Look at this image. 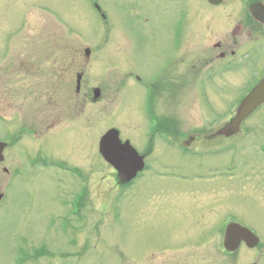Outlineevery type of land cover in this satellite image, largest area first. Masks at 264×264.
<instances>
[{
    "label": "rangeland",
    "instance_id": "rangeland-1",
    "mask_svg": "<svg viewBox=\"0 0 264 264\" xmlns=\"http://www.w3.org/2000/svg\"><path fill=\"white\" fill-rule=\"evenodd\" d=\"M181 4L185 47L157 87L170 130L119 191L98 142L117 129L145 154L143 81L171 60ZM209 10L203 0H0V264H264L261 249L225 251L217 228L232 219L264 241V103L237 135L213 137L263 75L264 40L219 65L206 43L226 21L215 26ZM38 154L48 164H33ZM68 166L88 183L73 216L84 179Z\"/></svg>",
    "mask_w": 264,
    "mask_h": 264
},
{
    "label": "flooded vegetation",
    "instance_id": "flooded-vegetation-1",
    "mask_svg": "<svg viewBox=\"0 0 264 264\" xmlns=\"http://www.w3.org/2000/svg\"><path fill=\"white\" fill-rule=\"evenodd\" d=\"M167 1L175 2L180 0ZM203 3L212 9L209 11L211 12L212 19H214L213 23L215 26L218 22L226 21V24L220 29H213L208 32V35L214 36L218 31H223L218 40L211 44L206 43V47L214 52L211 58L212 61H218L219 65H230L236 60V58L248 56L250 50H255L257 45H259V42H257L259 38L264 40V0H203ZM180 8H178L176 19V24L178 25L177 39L171 38V47H164L170 55L171 60L168 62L167 59L164 69L161 72H151L146 79L147 81H144V87H142L144 93L141 104L147 115V127L150 128L154 137L158 136L159 131L166 133L170 130L167 123L159 119V113L157 110V87L170 72L171 67L174 65V61L178 56L177 54L181 53L185 47L184 42L189 27L185 16L186 7L181 4ZM234 8H236V13H234ZM231 17L233 21L231 20ZM227 21L229 22L227 23ZM195 36V34H192V37ZM228 38L230 41H228ZM244 38L245 40H243ZM214 64L218 63L215 62ZM259 71L263 72L264 75V70ZM263 75L257 76V74H255L248 87L253 86ZM137 77H135V81L137 83L142 82V79ZM144 146L152 149V144L150 143H145ZM84 199L85 195L82 200Z\"/></svg>",
    "mask_w": 264,
    "mask_h": 264
},
{
    "label": "water",
    "instance_id": "water-1",
    "mask_svg": "<svg viewBox=\"0 0 264 264\" xmlns=\"http://www.w3.org/2000/svg\"><path fill=\"white\" fill-rule=\"evenodd\" d=\"M86 57L89 51H86ZM99 96V92H95V98ZM264 102V80L247 96L239 106L235 117H233L217 135L231 137L239 131L241 122L251 114L261 103ZM5 145L0 143V162L3 160L2 151ZM99 151L107 163L115 168V170L125 177L124 181L132 180L142 167V159L137 155L136 151L129 145V142L121 143L119 133L116 130L108 131L100 140ZM1 198V197H0ZM249 245H256V238L247 230L238 225L231 224L228 226L224 239V246L227 251L233 252L239 244V238Z\"/></svg>",
    "mask_w": 264,
    "mask_h": 264
}]
</instances>
